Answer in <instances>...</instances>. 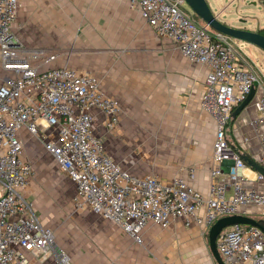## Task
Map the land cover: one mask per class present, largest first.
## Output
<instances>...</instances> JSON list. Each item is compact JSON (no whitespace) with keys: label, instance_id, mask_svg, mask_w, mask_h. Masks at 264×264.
I'll list each match as a JSON object with an SVG mask.
<instances>
[{"label":"built area","instance_id":"1","mask_svg":"<svg viewBox=\"0 0 264 264\" xmlns=\"http://www.w3.org/2000/svg\"><path fill=\"white\" fill-rule=\"evenodd\" d=\"M154 33L170 41L191 63L206 69L199 97L200 111L213 127L212 182L203 196L186 177L162 180L152 173L124 169L106 151L95 132L93 110L111 132L119 123L120 107L100 89L88 70L53 67L58 57L45 48L22 45L12 32L18 0H0V264H70L56 244L54 231L43 225L24 195L32 164L23 158L20 131L34 137L58 169L74 185L77 209L86 207L116 225L135 243L150 223L167 226L181 219L194 222L207 236L209 227L225 216H245L264 227V176L247 166L230 147L226 132L233 109L246 99L256 76L238 59L224 36L195 23L180 6L184 0H127ZM254 131L260 130L264 169V92L252 100ZM257 182L260 186H250ZM230 190V193H229ZM199 208L203 213L198 214ZM216 248L222 264H264V232L233 225L219 233ZM174 264V263H165Z\"/></svg>","mask_w":264,"mask_h":264},{"label":"rangeland","instance_id":"2","mask_svg":"<svg viewBox=\"0 0 264 264\" xmlns=\"http://www.w3.org/2000/svg\"><path fill=\"white\" fill-rule=\"evenodd\" d=\"M105 1L19 0L20 7L12 32L22 45L49 49L62 58L71 55L79 62L74 68H87L99 77L105 89L116 93L117 96L113 97L120 107L119 124L114 137L111 136L115 141L112 146L115 153L110 155L133 174L156 173L169 178L184 165L187 153H191L192 149H210L211 153L213 131L209 118L199 111L195 115H188L170 103H166L165 107L162 104V110L158 108L155 102L146 97V94L157 90L156 85L151 87L141 82L145 76L153 80L162 76L170 81L178 69L197 68L194 64H188L178 52L167 58L164 54L155 53L157 50L153 47L140 49L134 43L127 51L116 54L113 62L108 61L107 55L86 51L80 42L82 31L79 24L86 20V16L97 17L101 21L106 12ZM253 1L257 7L251 5L253 2L249 0H237L227 12L240 20L254 16L261 27L256 32L264 35V5L260 0ZM180 8L195 23L214 32L192 14L185 2ZM222 18H225L224 13ZM236 22L237 26H245ZM154 36L159 45L161 43L158 50L166 53L167 41ZM228 43L236 59L245 61L249 57L251 63L246 61L255 72L258 69L264 71L263 51L233 39H228ZM96 57H103V60H92ZM85 58L87 62H84ZM3 77L0 72V82ZM23 156L33 168L24 195L32 202L38 215L46 220H41V223H48L54 231L57 245L69 255L70 261L79 263L83 255L88 264L110 263L112 254L104 242L115 227L89 210L75 207L73 183L60 172L53 157L44 151L34 137L28 135L25 139ZM230 229L231 226L225 227L221 233ZM205 242L208 246L207 237Z\"/></svg>","mask_w":264,"mask_h":264},{"label":"crops","instance_id":"3","mask_svg":"<svg viewBox=\"0 0 264 264\" xmlns=\"http://www.w3.org/2000/svg\"><path fill=\"white\" fill-rule=\"evenodd\" d=\"M236 1L237 0H206L212 13H214L216 17L223 23L235 28H244L250 31L261 29L259 20L254 16H250V19H248V17L240 20L235 19V17L231 16L232 14L230 12H227L229 6ZM249 2L251 3L254 1L249 0ZM105 3L106 12L101 21L97 19V17L92 18L86 16V20H82L81 24H79V29L82 31L80 42L83 44L84 48L87 49L86 51L102 54L103 56L107 55L109 62H113L115 60V56H117L116 54L120 55V52L127 51V48L129 46L131 47L133 43L138 44V46L141 47L140 49H143L144 47H153L155 51L157 50L155 53L164 54L167 58H170L171 55H174V53H179V51L175 49L173 44L167 39H165L167 41V52L161 53L162 51L158 50L160 49L161 43L159 45L158 40L154 36V31L144 22L139 11L129 7L127 0H106ZM251 5L254 4L252 3ZM254 6L257 7V4ZM244 11L245 10H242V12ZM223 13L225 15L224 19L222 18ZM91 18L92 20L90 22ZM236 21H238V23L245 24V26L241 24L240 25L242 27L235 25L237 24ZM226 42L228 43V39H226ZM182 58L188 64L191 63L183 56ZM101 59L103 60V57H96L92 60ZM179 59L180 57H178V65ZM183 59H181V62H185ZM84 60V62L88 61L86 58ZM246 60L251 63L249 57H247ZM246 60L244 61L238 58V61L256 76L257 82L253 88V100L262 92H264V71L262 69H258V72H255L252 66H250ZM78 64V59H74L71 57V55H67L64 58L58 55L56 60L52 63V65H56L55 67L67 66L79 71H90L87 68H74L77 67ZM194 66L197 68V70L191 68L183 70L178 69V73L175 75L172 74L170 81L165 80L162 78V76H157L154 78V80L152 77L145 76V80L141 82L142 85H151V87L156 85L157 87L155 92L146 94L147 100L155 102L158 108L160 107L161 110L162 104L165 107L166 103H170L173 106H178L179 110L183 111L185 114L195 115L199 111L200 114L207 116L206 114L202 113L199 108V97L203 90L206 69L195 64ZM98 79L100 81V89L105 95L110 97L116 95V93L113 91L105 89L101 79L99 77ZM115 100L117 102V99ZM252 100L237 115L235 119L231 118L226 132V138L230 147L233 148L243 158L246 165L251 167L254 171L260 172L264 176V172L260 171L262 167L257 163L262 156V142L259 137L261 131H254L250 125V119L255 116ZM236 107L233 109V111L236 109ZM92 114L94 115L93 123L95 132L103 139L107 153L109 155L110 153H115L112 148L115 141L112 139V137H114V131L118 125L111 131L112 134H109L110 132H107L104 129L102 115L96 110H93ZM209 121L210 119H208V122ZM209 125L213 131L211 121ZM27 137L28 134L26 131H20V138L23 143ZM211 155L212 148L211 153L210 149L209 151L204 148L192 149L191 153H187V157L184 160V165H181L178 168V170L175 172V175L169 178H163L156 173L152 174L157 175L162 180H170L175 176L186 177L187 169L193 166L195 167V176L192 181L188 180V182L203 196H207L209 192V186L212 182L210 171L215 166ZM121 166L124 168L122 164ZM250 186L257 187L260 186V184L254 182L251 183ZM23 193L25 194V191H23ZM82 209L89 210L86 207ZM91 213L93 215H97L93 212ZM201 213H203V208H199L198 210V214ZM40 219L45 220L41 217ZM111 224L115 228L112 231V235L106 239V242H104L106 247H108L109 253L112 254L110 259L111 261L110 263L108 262V264H217L210 253L209 247L206 245L205 241L207 236L201 234V227L194 222L189 227H185L181 219L173 220L167 226L150 223L146 225L141 232V244L135 243L116 225L113 223ZM45 226L49 227L48 223L45 224ZM71 256L74 257L75 254ZM83 257V255L80 256V259L82 260L79 263L70 261V264H88V262H85L86 259H83ZM98 264L107 263L101 262Z\"/></svg>","mask_w":264,"mask_h":264},{"label":"water","instance_id":"4","mask_svg":"<svg viewBox=\"0 0 264 264\" xmlns=\"http://www.w3.org/2000/svg\"><path fill=\"white\" fill-rule=\"evenodd\" d=\"M184 2L188 5L192 14L201 20L203 24H205V26L210 28L212 31L221 34L225 38L243 42L264 52V35L256 31H250L244 28H235L223 23L214 13H212L206 0H184ZM260 2L264 5V0H260ZM253 4L256 5V2H253ZM253 94L254 90L252 89L246 99L242 101L232 112V119H235L237 115L251 102ZM260 171L264 172V169L261 168ZM237 224L258 227L264 232V227L258 221L250 217L235 215L217 219L209 227L207 233L208 247L217 264H222V260L216 248V238L222 229Z\"/></svg>","mask_w":264,"mask_h":264}]
</instances>
